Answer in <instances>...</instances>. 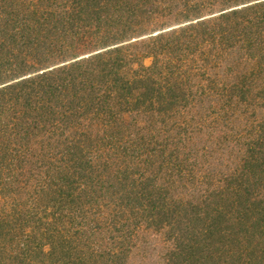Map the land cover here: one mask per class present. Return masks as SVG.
Segmentation results:
<instances>
[{
    "label": "trees",
    "instance_id": "16d2710c",
    "mask_svg": "<svg viewBox=\"0 0 264 264\" xmlns=\"http://www.w3.org/2000/svg\"><path fill=\"white\" fill-rule=\"evenodd\" d=\"M0 264H264V0H0Z\"/></svg>",
    "mask_w": 264,
    "mask_h": 264
}]
</instances>
